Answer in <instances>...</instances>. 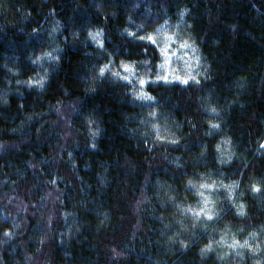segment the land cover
Here are the masks:
<instances>
[{
	"label": "trees",
	"instance_id": "16d2710c",
	"mask_svg": "<svg viewBox=\"0 0 264 264\" xmlns=\"http://www.w3.org/2000/svg\"><path fill=\"white\" fill-rule=\"evenodd\" d=\"M262 145L264 0H0V264H264Z\"/></svg>",
	"mask_w": 264,
	"mask_h": 264
},
{
	"label": "snow or ice",
	"instance_id": "6c2138e0",
	"mask_svg": "<svg viewBox=\"0 0 264 264\" xmlns=\"http://www.w3.org/2000/svg\"><path fill=\"white\" fill-rule=\"evenodd\" d=\"M141 39H144V37H141ZM148 39L149 40H152V38L151 37H148ZM169 39H171V38H169ZM153 43H155V41L153 40L152 41ZM183 47H186L187 45L185 44V45H182ZM165 52H166V49H165ZM130 69L127 67V66H125V71H129ZM103 71V70H102ZM143 83V82H142ZM183 83H187V80H185V81H183ZM262 147H264V145H262ZM209 218H211V217H209ZM245 243H247V242H245Z\"/></svg>",
	"mask_w": 264,
	"mask_h": 264
}]
</instances>
